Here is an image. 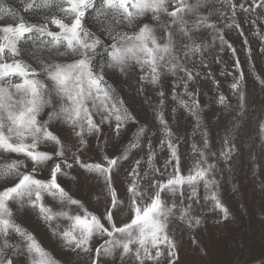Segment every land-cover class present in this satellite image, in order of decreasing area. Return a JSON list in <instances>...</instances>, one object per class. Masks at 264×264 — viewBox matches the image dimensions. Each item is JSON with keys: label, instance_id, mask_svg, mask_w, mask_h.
Listing matches in <instances>:
<instances>
[{"label": "clouds", "instance_id": "1", "mask_svg": "<svg viewBox=\"0 0 264 264\" xmlns=\"http://www.w3.org/2000/svg\"><path fill=\"white\" fill-rule=\"evenodd\" d=\"M0 264H264V0H0Z\"/></svg>", "mask_w": 264, "mask_h": 264}, {"label": "snow or ice", "instance_id": "2", "mask_svg": "<svg viewBox=\"0 0 264 264\" xmlns=\"http://www.w3.org/2000/svg\"><path fill=\"white\" fill-rule=\"evenodd\" d=\"M147 215H148V212L146 211L143 215L137 216L136 219L133 220L132 222L136 223L137 221H142V220H144L147 217Z\"/></svg>", "mask_w": 264, "mask_h": 264}]
</instances>
